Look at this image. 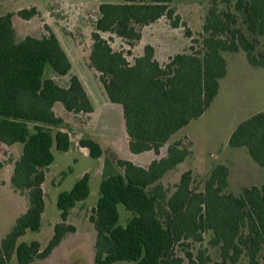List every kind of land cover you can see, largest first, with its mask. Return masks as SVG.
<instances>
[{"label":"trees","instance_id":"obj_1","mask_svg":"<svg viewBox=\"0 0 264 264\" xmlns=\"http://www.w3.org/2000/svg\"><path fill=\"white\" fill-rule=\"evenodd\" d=\"M172 1L119 0L98 6L90 67L99 74L108 101L121 106L132 154L152 151L159 156L175 133L205 113L226 75L224 52L243 51L250 66L264 68V50L254 53L256 37H264V0H225L233 2L237 15L213 7L203 25L206 36L201 49L191 47L190 53L176 54L163 67L150 45L130 64L101 35L109 33L133 44L140 40L142 27L162 17L176 28L179 17ZM37 14L35 7L17 12L26 21ZM13 15L0 16V143L23 146L13 163L10 185L27 194L28 208L1 238L0 264H10L13 258L16 264H35L75 232L66 223L68 214L90 192L89 176L84 174L69 191L58 194L61 222L54 225L43 250L37 241L18 243L27 231L40 230L44 211L41 186L45 169L54 161L52 147L58 152L70 148L69 135L53 131L64 121L52 107L59 102L67 112L89 114L93 106L76 76L69 78L65 88L45 77L48 66L56 76H66L71 69L55 34L49 31L42 38L17 39ZM78 145L91 158H103L99 197L89 218L95 231L93 264H242L244 257L249 264H264V183L233 195L226 191L228 168L217 165L202 191L192 188L193 174L188 170L169 195L160 180L191 155L181 141L169 144L166 156L151 161L147 168L110 149L103 151L90 138L81 139ZM228 146L246 148L251 159L264 167V112L239 123ZM2 166L0 161V169ZM120 204L132 214L124 226L119 225ZM205 234H210L209 244L218 247L219 261H211L202 250L195 256L186 252L185 258L175 254L178 244L202 243Z\"/></svg>","mask_w":264,"mask_h":264},{"label":"rangeland","instance_id":"obj_2","mask_svg":"<svg viewBox=\"0 0 264 264\" xmlns=\"http://www.w3.org/2000/svg\"><path fill=\"white\" fill-rule=\"evenodd\" d=\"M150 2L151 0H139ZM119 0H0V16L13 13V23L17 39L30 35L36 38L48 36L53 29L61 47L64 49L72 65L67 76L56 78L60 86H65L71 76L75 75L85 85L92 97L104 94L99 81V74L90 67L89 54L92 45L91 33L94 22L99 16L98 6L101 3H118ZM35 7L38 14L29 21H23L17 12L22 9ZM171 7L179 17V25L174 28L172 21L162 17L156 22L140 29L141 38L133 44L118 38L115 35L104 33L102 37L108 41L114 51L122 52L130 64L143 53V47L150 45L154 49L155 59L163 67L168 59L176 54L190 53L201 49L203 25L208 12L213 7L217 11H229L237 15L233 9V2L225 0H173ZM48 25V26H47ZM241 28L246 32L245 26ZM255 54L264 50V37H256ZM193 41H196L193 43ZM226 61V76L219 81L218 93L213 99L205 114L179 132L169 141L172 144L181 141L190 148L194 141L196 152L186 161V167L192 168V188L203 190L204 183L211 171L217 165H225L230 173L228 178L229 193L239 195L244 187L253 182H261V174L252 169L259 166L251 159L246 148L232 149L228 146L231 131L240 120L256 112H264V68L252 67L248 64L245 53L224 52ZM46 68L45 77L48 76ZM85 114H68L67 121L61 128L70 136L73 143L84 137L86 131ZM93 121H97L89 128L94 141L102 144L103 151L109 149L108 145H123V136L117 131V115L109 110H100ZM76 124V130L73 126ZM72 127V128H71ZM54 129L53 131H55ZM111 150V149H110ZM12 153L0 154L3 163L0 169V240L7 234L15 220L28 208V198L25 193L14 192L9 184L12 161L20 152V146L12 148ZM54 162L44 187L45 213L41 219V228L38 232L27 231L20 238V242L29 243L37 241L40 250H43L53 235V227L61 222L60 211L56 206L57 196L60 192L69 191L74 183L85 173L91 175L90 195L85 204H78L70 211L68 224L76 227L75 234H68L61 245L45 259L35 260V264H93L95 231L89 218L96 206L99 197L101 175L98 174V164L103 158L94 159L89 155L84 157L71 150L68 153L52 149ZM113 151V150H112ZM115 152L120 158L129 157V152ZM114 152V151H113ZM165 152V149H163ZM133 155V154H131ZM195 155V156H194ZM77 160L76 162L74 160ZM133 159V158H132ZM136 161V159H133ZM185 167V168H186ZM180 169L165 176L161 183L170 195L179 181ZM61 183L58 185V183ZM228 192V188L226 189ZM119 225L124 226L132 214L118 205ZM210 234L204 235L202 243H183L175 247V254L185 258L186 252L197 255L202 250L211 261H219V249L209 244ZM242 264H249L247 258H242ZM10 264H16L13 258Z\"/></svg>","mask_w":264,"mask_h":264},{"label":"crops","instance_id":"obj_3","mask_svg":"<svg viewBox=\"0 0 264 264\" xmlns=\"http://www.w3.org/2000/svg\"><path fill=\"white\" fill-rule=\"evenodd\" d=\"M22 20V19H21ZM23 21H26V20H23ZM29 21V20H28ZM12 23H13V19H12ZM48 26V25H47ZM13 27H14V23H13ZM15 29V28H14ZM16 31V30H15ZM51 32H53V34H55V36L57 37V39H58V35H57V33L53 30V29H51L50 30ZM27 36H30V35H27ZM24 37H26V36H24ZM24 37H22V38H20V39H23ZM32 37H34V36H32ZM58 41H59V39H58ZM144 48V47H143ZM64 50V49H63ZM143 54V53H142ZM139 56H141V55H139ZM71 68H72V65H71ZM70 71H71V69H70ZM70 73V72H69ZM68 73V74H69ZM67 74V75H68ZM66 75V76H67ZM75 76V75H74ZM226 76V75H225ZM48 78H51V79H53L55 82H56V78H59V77H64V76H56V75H54V73L49 69L48 70V76H47ZM77 77V76H76ZM78 78V77H77ZM79 79V78H78ZM79 80H81V79H79ZM69 81V80H68ZM81 82V81H80ZM57 83V82H56ZM81 84H82V86L84 87V90H85V92H86V94H87V96H88V98H89V100H90V102H91V104H92V106H93V112L92 113H89V114H85L86 116H88V117H86V124H83V126L84 127H86L87 129H86V131H84L83 133H82V135L84 136V137H82V138H80L77 142H74L73 143V141H72V139L70 138V136H69V139H70V148H69V150L67 151V152H63V153H68V152H70L71 150H73L74 152H77L78 154H80V155H82V156H84V157H86V156H88V150L86 149V148H81L79 145H78V142L81 140V139H83V138H90V137H92L90 134H88V131H89V128L90 127H92L95 123H97V121H93V119H95L94 117L96 116V113H97V111H98V108L100 109V110H109V111H112L113 113H115L116 115H117V125H116V129H117V131H119L120 133H121V135L123 136V139H124V141H123V145H120V144H116V145H108L109 146V149H111V150H113L114 152H117V151H121L122 153H125L126 152V150H128V138H127V135H126V131H125V126H124V120H123V116H122V109H121V106L120 105H118V104H112V103H110L109 101H108V98H107V96H106V94H105V92H104V89H103V92H104V94L102 95V96H98V97H92L90 94H89V92H88V90H87V88L85 87V85L81 82ZM67 85H68V83L65 85V86H63V88H65V87H67ZM60 86V85H59ZM62 87V86H61ZM103 88V87H102ZM52 109H53V111H54V113H55V115L56 116H58V117H60L63 121H64V123L65 124H67L68 123V121H67V115L69 114H74V113H70V112H67L65 109H64V107L62 106V104L61 103H59V102H56V103H54V105H53V107H52ZM206 112V111H205ZM256 113H259V112H256ZM256 113H253L252 115H254V114H256ZM81 114H84V113H78V114H74V115H81ZM205 114V113H204ZM203 114V115H204ZM202 115V116H203ZM252 115H250V116H247L246 118H244L243 120H240V122H238V124L239 123H241L242 121H244V120H246V119H248L249 117H251ZM201 116V117H202ZM200 117V118H201ZM200 118H198V119H200ZM193 122V121H192ZM68 124H70V122L68 123ZM67 124V125H68ZM238 126V125H237ZM236 126V127H237ZM235 127V128H236ZM72 128V127H71ZM235 128L231 131V133L235 130ZM73 131L74 130H76V124L73 126ZM56 130H60V131H63V132H66V131H64L62 128H59V129H56ZM55 130V131H56ZM179 132V131H178ZM176 134V133H175ZM231 135V134H230ZM174 136V135H173ZM173 136L169 139V141L173 138ZM230 137V136H229ZM188 138L190 139V142H191V146H190V152H191V155L190 156H192L193 155V152L195 151L196 152V145H195V143H194V141L190 138V136H188ZM91 139V138H90ZM93 140V139H92ZM169 141L167 142V144L165 145V146H163L161 149H160V154H159V156H156L152 151H147V152H143V153H140V154H133V155H131L132 153H130L129 152V150L127 151V152H129L128 154H129V157H131V158H126V159H124V160H128V161H131L132 163H134L135 165H137V166H140V167H143V168H147L148 167V165L151 163V161H153V160H155V159H159V158H162V157H165L166 156V149H167V147H168V145H169ZM96 142V141H95ZM177 142V141H176ZM98 143V142H97ZM175 143V142H174ZM100 146H101V148H102V144L103 143H98ZM16 146H20V152H19V154L18 155H16V157L13 159V161H12V164H11V166H12V169H11V175H12V171H13V166H14V161H16L20 156H21V153H22V149H23V146L21 145V144H15V145H13V146H10V147H8V146H6V145H4V144H2V143H0V150H1V153L3 154V152H8L9 154L10 153H12V151H10V150H12V148H14V147H16ZM53 148H55L54 146L52 147V149ZM242 148H244V147H242ZM163 149H165V152H163ZM232 149H240V148H232ZM56 150V149H55ZM52 153H53V151H52ZM54 155V154H53ZM2 155L0 154V157H1ZM189 156V157H190ZM195 156V155H194ZM188 157V158H189ZM136 159V161H134L133 159ZM187 158V159H188ZM100 160L102 159V158H99ZM187 159L184 161V162H182V163H180V164H178L173 170H170V171H168L163 177H162V179L165 177V176H167L168 174H170V173H172V172H174V171H176V170H179L180 169V174H182V173H184V172H186V171H188V170H190L191 172H192V168H190V167H186L185 165H186V161H187ZM75 162L77 161L76 159L74 160ZM54 162V161H53ZM53 164V163H52ZM52 164L49 166V167H47L46 169H45V176H44V182L42 183V191H43V199H44V187H45V184H46V182H47V180H48V175H49V172H50V170H51V166H52ZM99 166H98V174L97 175H101V168H102V162H100L99 164H98ZM225 166V165H224ZM186 167V168H185ZM229 170V169H228ZM256 174H261V176L263 177V178H261L262 180H260L261 182H253L254 184H251L250 186H248V187H252V186H261L263 183H264V167H259V169H257V170H255V169H252ZM230 173H231V171L229 172V176H230ZM85 174H88V176H89V191H90V180H91V175L89 174V173H85ZM181 176V175H180ZM229 176H228V178H229ZM11 177V176H10ZM82 177V176H81ZM80 179V178H79ZM78 179V180H79ZM161 179V180H162ZM179 179H180V177H179ZM161 180H160V182H161ZM179 182V181H178ZM58 183V182H57ZM9 184H10V178H9ZM59 184H61V183H58V185ZM178 184V183H177ZM176 184V185H177ZM10 187H11V185H10ZM73 187V186H72ZM12 188V187H11ZM228 192H229V182H228ZM245 188V187H244ZM14 192H18V193H20L19 191H15L14 189H12ZM242 191V190H241ZM89 195H90V192H89ZM89 197V196H88ZM88 199V198H87ZM87 199L86 200H84V201H81V202H78V203H76V205L74 206V208L78 205V204H85L86 203V201H87ZM73 209V208H72ZM71 209V210H72ZM70 210V211H71ZM26 212V211H25ZM24 212V213H25ZM44 213H45V202H44V211H43V213H42V215H41V219H42V216H44ZM69 214H70V212H69ZM69 214H68V218H67V221L69 220ZM67 221H66V223H67ZM68 224V223H67ZM72 225V224H71ZM74 226V225H73ZM75 227V226H74ZM41 228V227H40ZM76 233V227H75V232L74 233H71V234H75ZM70 234V235H71ZM68 235V234H67ZM66 235V236H67ZM65 236V237H66ZM23 237V236H22ZM65 237H64V239H65ZM21 238V237H20ZM20 238L18 239V243H21L20 242ZM63 239V240H64ZM63 240L61 241V243L63 242ZM32 242V241H31ZM30 243V242H29ZM39 243V242H38ZM61 243L57 246V247H59L60 245H61ZM39 245H40V243H39ZM56 247V248H57ZM55 250V249H54ZM53 252V251H52Z\"/></svg>","mask_w":264,"mask_h":264}]
</instances>
